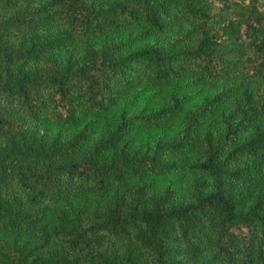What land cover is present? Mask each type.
<instances>
[{
    "label": "trees",
    "instance_id": "obj_1",
    "mask_svg": "<svg viewBox=\"0 0 264 264\" xmlns=\"http://www.w3.org/2000/svg\"><path fill=\"white\" fill-rule=\"evenodd\" d=\"M0 264H264V0H0Z\"/></svg>",
    "mask_w": 264,
    "mask_h": 264
},
{
    "label": "rangeland",
    "instance_id": "obj_2",
    "mask_svg": "<svg viewBox=\"0 0 264 264\" xmlns=\"http://www.w3.org/2000/svg\"><path fill=\"white\" fill-rule=\"evenodd\" d=\"M202 93H204L203 91H197L196 89H193L191 91V104H195V102L197 101V95H201ZM62 136H64V133H61Z\"/></svg>",
    "mask_w": 264,
    "mask_h": 264
}]
</instances>
